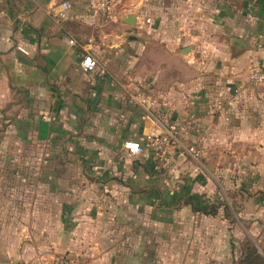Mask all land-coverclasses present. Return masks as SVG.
<instances>
[{
    "label": "crops",
    "instance_id": "obj_1",
    "mask_svg": "<svg viewBox=\"0 0 264 264\" xmlns=\"http://www.w3.org/2000/svg\"><path fill=\"white\" fill-rule=\"evenodd\" d=\"M63 1L0 0V264L223 262L217 230L187 226L202 212H179L177 229L133 227L152 221L133 205L158 204V190L163 200L170 169L124 145L177 122L201 157L264 155V87L249 82L264 68V0H114L110 18L87 0H70L62 18ZM71 39L90 43L103 78L81 68ZM137 91L155 102V122L129 104ZM29 156L48 161L34 169L48 179L26 178Z\"/></svg>",
    "mask_w": 264,
    "mask_h": 264
},
{
    "label": "rangeland",
    "instance_id": "obj_2",
    "mask_svg": "<svg viewBox=\"0 0 264 264\" xmlns=\"http://www.w3.org/2000/svg\"><path fill=\"white\" fill-rule=\"evenodd\" d=\"M191 142L193 143L188 146L189 148L201 151L194 141ZM240 144V141L235 142V147H240ZM262 146L264 147V145ZM26 158L24 162L29 165L30 169V172L25 173L26 178L30 180L49 178L50 172L46 170L41 169L38 174L34 172L35 166H40V163L44 165L48 161H40V157L39 160H36L34 156ZM178 158L180 159L176 158L166 175L169 182V186L164 190L163 197H166L162 200L161 191L158 190V193L154 191L152 194L155 202L156 199L159 200L158 204L133 205V212L148 213L152 221L146 220L142 216L133 220V227L144 231L146 229H177L184 226L179 218V214L183 210L202 212L208 217L202 218L200 221L190 220L187 226L217 230V235L214 237L217 239L219 250L222 253L220 259L223 260L219 264H248L251 261L247 258L249 250L256 249L258 252L260 249L258 241H264V165H257L264 162V155L237 157L209 155L198 159L189 155H181ZM16 159L18 158L11 157L9 164H13L15 168L11 170V175L7 176L8 180L15 182L18 177L16 166L18 161ZM216 163H220V166H218V170H212V173L205 171L202 167L207 165L210 169V166H215ZM5 164L0 159V170ZM73 174L78 175L79 172ZM21 191L23 192L22 189ZM18 192L17 185L11 187V194H18ZM210 215H216V217H210ZM209 237L210 235H206L204 239H209ZM227 248L228 250H225ZM230 249L235 251L234 257L238 260L235 258L232 260ZM226 251L228 257L225 254ZM126 256L121 255L122 261L127 258ZM261 256L264 259V254ZM242 258L243 260H241ZM226 259L228 260L226 261ZM229 259L231 260L229 261ZM253 264H257V262L255 261Z\"/></svg>",
    "mask_w": 264,
    "mask_h": 264
},
{
    "label": "built area",
    "instance_id": "obj_3",
    "mask_svg": "<svg viewBox=\"0 0 264 264\" xmlns=\"http://www.w3.org/2000/svg\"><path fill=\"white\" fill-rule=\"evenodd\" d=\"M90 11L104 18H110L113 13L114 0H87ZM70 0L63 1L56 8V12L60 17H64L71 9ZM151 24L152 20L148 18L145 21ZM70 44L80 46L83 50L81 55V68L87 73H97L103 78L105 71L99 67V62L89 44L80 45L77 41L71 39ZM26 53V51H23ZM249 82L254 87H264V68L254 69L249 77ZM129 104L143 110L146 122H155V102L152 97L144 91H137L129 97ZM181 125L177 122L173 123L168 129L160 134H146L144 144L136 141H127L124 145L125 149L131 155H138L147 150L156 154L158 162L164 169H171L176 156L189 155L194 159L201 157V151L192 150L186 147L179 135ZM51 264H76L71 258H59Z\"/></svg>",
    "mask_w": 264,
    "mask_h": 264
},
{
    "label": "trees",
    "instance_id": "obj_4",
    "mask_svg": "<svg viewBox=\"0 0 264 264\" xmlns=\"http://www.w3.org/2000/svg\"><path fill=\"white\" fill-rule=\"evenodd\" d=\"M247 258L251 260L248 262V264H253L255 261L257 262V264H264L263 257L259 255L256 249H254V251L249 250Z\"/></svg>",
    "mask_w": 264,
    "mask_h": 264
}]
</instances>
